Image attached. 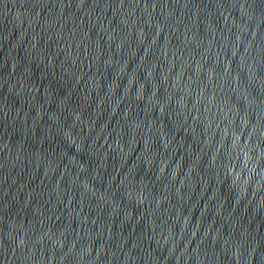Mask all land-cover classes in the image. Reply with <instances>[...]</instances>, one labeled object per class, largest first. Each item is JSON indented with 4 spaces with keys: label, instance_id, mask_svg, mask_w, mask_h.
I'll list each match as a JSON object with an SVG mask.
<instances>
[{
    "label": "water",
    "instance_id": "95a60500",
    "mask_svg": "<svg viewBox=\"0 0 264 264\" xmlns=\"http://www.w3.org/2000/svg\"><path fill=\"white\" fill-rule=\"evenodd\" d=\"M0 264H264V0H0Z\"/></svg>",
    "mask_w": 264,
    "mask_h": 264
}]
</instances>
